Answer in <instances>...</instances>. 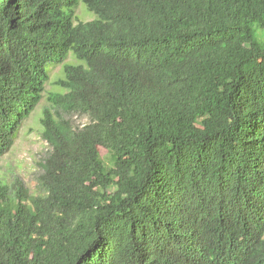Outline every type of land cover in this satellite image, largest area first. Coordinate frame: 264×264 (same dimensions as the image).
Segmentation results:
<instances>
[{"label": "trees", "instance_id": "1", "mask_svg": "<svg viewBox=\"0 0 264 264\" xmlns=\"http://www.w3.org/2000/svg\"><path fill=\"white\" fill-rule=\"evenodd\" d=\"M44 98L0 264H264V0H0V157Z\"/></svg>", "mask_w": 264, "mask_h": 264}, {"label": "rangeland", "instance_id": "2", "mask_svg": "<svg viewBox=\"0 0 264 264\" xmlns=\"http://www.w3.org/2000/svg\"><path fill=\"white\" fill-rule=\"evenodd\" d=\"M77 14L84 20L92 18V15L82 5L79 6ZM70 60L72 59L70 58ZM61 73L60 65L51 67L50 79L46 85L47 91L58 89L54 82L61 76ZM46 104V98L42 99L38 108L24 121L14 146L0 157V176L8 177V171L11 169V172L18 175L27 186L32 187L34 185V175L38 174V162L48 150V144L39 135V118L42 107ZM73 119L77 124L87 120L82 115H75ZM101 154L106 157L107 151L101 148Z\"/></svg>", "mask_w": 264, "mask_h": 264}]
</instances>
